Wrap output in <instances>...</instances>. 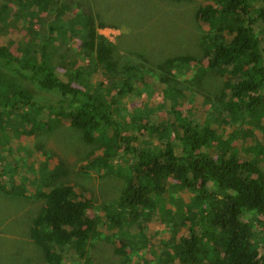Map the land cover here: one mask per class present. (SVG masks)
<instances>
[{"label": "rangeland", "instance_id": "rangeland-1", "mask_svg": "<svg viewBox=\"0 0 264 264\" xmlns=\"http://www.w3.org/2000/svg\"><path fill=\"white\" fill-rule=\"evenodd\" d=\"M5 1L0 0V6ZM72 2H67L74 6L65 15L59 16L57 9L46 7L39 10L40 17L28 19L17 14L15 4L7 3L11 8L5 16L10 27H0V45H10L19 55L30 42L38 56L54 27L48 64L63 82L74 81V87L97 96L132 83L133 91L112 105L121 135L128 142L120 141L115 145V140L100 139L98 145H87L81 139V132L66 121L52 130L41 124L49 119L55 125L56 120L47 118L37 106L30 110L21 105L16 107L12 102L0 104V264H48L43 250L32 240L31 230L34 219L44 208L36 192L44 191L47 182L42 179V166L50 157V169L62 162L68 170L67 177L58 184L76 187L81 198L90 203V217L101 218V239L91 242L84 259L66 249V264H168L165 254L173 251L166 250L164 245L174 231L172 219L175 215L172 213L187 205L193 197L180 185L169 188L141 228L127 232L130 240L127 256L116 254L123 237L106 225V214L117 210L132 174L131 155L148 147L164 149L169 140L181 155L183 148L175 138L179 132L176 117H180L192 120L196 126L209 124L218 132L221 140H212L210 149L204 152L216 153L217 159L236 154L242 162L251 161L264 171V109L257 111L256 117H241L239 102L230 95L227 99L222 97L226 79L209 72V59L204 55V45L210 43L205 37L216 32L213 31L216 25H206L198 19L206 0ZM254 4L261 9L264 0H254ZM80 10L91 13L98 23L107 26L99 33L113 44L116 71L108 74L96 65L95 55L84 50V37L73 28L70 20ZM256 29L261 37V29ZM174 57H193L195 61L185 65L179 62L176 68L168 69V72L171 70L168 74L162 64ZM129 67L135 70H128ZM162 77H168L166 84ZM136 79L141 82L135 83ZM21 84L34 92L41 105H56L59 100L57 94L40 92L25 81ZM173 90L180 93H171ZM102 145L113 149L111 162L91 163L102 155ZM90 163L94 166H89ZM249 220L254 223L255 217ZM257 229L260 235L264 234V227L259 223ZM182 235L189 236V229L181 227L177 238ZM257 241L263 249L264 236Z\"/></svg>", "mask_w": 264, "mask_h": 264}, {"label": "trees", "instance_id": "trees-1", "mask_svg": "<svg viewBox=\"0 0 264 264\" xmlns=\"http://www.w3.org/2000/svg\"><path fill=\"white\" fill-rule=\"evenodd\" d=\"M68 1L72 2L7 0L0 6V27H10L5 16L11 8L7 3L15 4L17 14L28 19L40 17L39 10L46 7L57 9L59 16L65 15L74 6ZM254 5V0H206L198 18L206 25H216V30L213 29L216 32L205 37L210 43L204 45V55L209 59V72L226 79L222 97L227 99L230 95L239 102L241 117H256L257 111L264 109V7L257 9ZM70 20L73 28L84 37V50L95 55L96 65L108 74L116 71L113 44L99 33L107 26L82 10ZM256 27L261 29V37ZM27 30L34 34L31 29ZM54 33L52 27L47 44L43 45L38 56L30 42L19 55L10 45H0V104L12 102L16 107L21 105L30 110L37 106L47 118L56 120L55 125L49 119L41 124L52 130L66 121L71 128L81 132V139L87 145H98L100 139L115 140V145L120 141L128 142L121 135L112 105L133 91L132 83L127 82L97 96L89 90L74 87V81L63 82L54 67L48 64ZM193 61V57H174L162 65L168 72L179 62L185 65ZM128 70L134 71L135 68L129 67ZM161 80L166 84L168 77ZM21 81L28 82L40 92L59 95L58 102L56 105H41L34 92L25 88ZM175 81L179 83L177 79ZM174 91L180 93L177 90L170 92ZM46 106L49 107L45 110ZM176 122L179 132L175 138L183 148L181 155L172 147L171 140L165 143L164 149L148 147L131 155L132 174L118 208L114 213L106 214L108 228L117 230L123 237L120 246L116 247V254L127 256L126 247L130 242L127 232L141 228L142 222L152 215L150 211L158 207L159 200L169 188L180 185L193 197L187 205L172 213L175 215L172 219L174 231L164 245L166 250L173 251L165 254L168 264L176 261L177 264H264V247L261 249L257 241L264 236L257 229L258 223L264 227V171L251 161L242 162L236 154L217 159L216 153L204 152L210 149L212 140H221L209 124L196 126L192 120L180 117H176ZM100 148L102 155L91 163L101 161L108 164L114 157L113 149H106L105 145ZM49 159L42 166L46 186L44 191L36 192V198L44 202V208L33 221L31 238L43 250L48 264H66V249L84 259L91 242L101 239V218L90 217V203L81 198L76 187L68 183L58 184L67 177L68 170L62 162L50 169ZM91 163L89 166H94ZM249 217H255L254 223ZM260 218H263L262 222ZM190 224L195 225L189 227ZM181 227L189 229V236L182 235L178 239Z\"/></svg>", "mask_w": 264, "mask_h": 264}]
</instances>
